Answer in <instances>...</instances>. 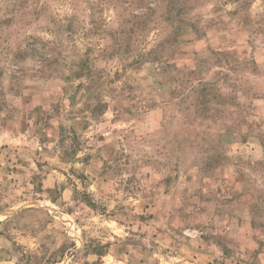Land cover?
I'll return each mask as SVG.
<instances>
[{"label":"rangeland","instance_id":"1","mask_svg":"<svg viewBox=\"0 0 264 264\" xmlns=\"http://www.w3.org/2000/svg\"><path fill=\"white\" fill-rule=\"evenodd\" d=\"M0 264H264V0H0Z\"/></svg>","mask_w":264,"mask_h":264},{"label":"trees","instance_id":"2","mask_svg":"<svg viewBox=\"0 0 264 264\" xmlns=\"http://www.w3.org/2000/svg\"><path fill=\"white\" fill-rule=\"evenodd\" d=\"M152 14H154V10L153 9H151V8H149L148 9V13L146 14V17L144 18V20L148 17H151L152 16ZM136 19H142L141 17L140 18H136ZM169 20V19H168ZM146 21V20H145ZM148 22H150L149 20H148ZM123 32H121L120 34H119V36H117V39H116V41H118L117 42V45H120V43L121 42H119L120 41V39H121V37H123ZM135 41H136V39H135ZM155 52V51H154Z\"/></svg>","mask_w":264,"mask_h":264}]
</instances>
